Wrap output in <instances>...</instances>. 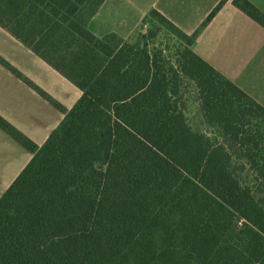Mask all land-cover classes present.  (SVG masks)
<instances>
[{
    "label": "trees",
    "instance_id": "1",
    "mask_svg": "<svg viewBox=\"0 0 264 264\" xmlns=\"http://www.w3.org/2000/svg\"><path fill=\"white\" fill-rule=\"evenodd\" d=\"M103 1L0 0V26L81 90L65 110L0 58L64 113L40 146L0 116L33 154L0 197V264H264V105L156 9L139 27L175 36L174 56L96 36ZM232 4L264 28L249 0ZM187 83L214 137L188 123Z\"/></svg>",
    "mask_w": 264,
    "mask_h": 264
},
{
    "label": "crops",
    "instance_id": "2",
    "mask_svg": "<svg viewBox=\"0 0 264 264\" xmlns=\"http://www.w3.org/2000/svg\"><path fill=\"white\" fill-rule=\"evenodd\" d=\"M219 1L104 0L87 27L98 37L117 35L128 40L143 17L156 9L183 32L192 34L198 30L192 50L260 102L241 85L239 76L254 78L258 67L264 66V28L235 7L232 0H227L202 26ZM249 1L264 12V0ZM0 58L65 110L72 108L81 96L75 84L1 26ZM0 116L40 146L64 113L0 62ZM32 155L0 128V197Z\"/></svg>",
    "mask_w": 264,
    "mask_h": 264
},
{
    "label": "rangeland",
    "instance_id": "3",
    "mask_svg": "<svg viewBox=\"0 0 264 264\" xmlns=\"http://www.w3.org/2000/svg\"><path fill=\"white\" fill-rule=\"evenodd\" d=\"M153 27L154 26L149 23L143 24L135 31L130 40L135 41L138 39H146L150 47H162L167 52L168 47L171 55L175 54V50H177L181 44L180 41L166 30L160 29L157 31L154 30ZM153 33L156 34L152 35ZM249 76L251 77L250 80L247 78ZM239 82H241V85L248 92L258 98V100L264 105V66L262 64L258 67V72L254 74V78L252 75L242 74L239 76ZM184 91L182 108L185 112L188 123L193 129L199 130L209 137H214L213 130L207 127L203 122L194 87L187 83L184 87ZM237 171L242 182L251 186L257 185V182L254 179V174L247 166H245V168L239 167ZM258 195L263 196L264 194L258 193ZM256 198L264 199V197Z\"/></svg>",
    "mask_w": 264,
    "mask_h": 264
}]
</instances>
